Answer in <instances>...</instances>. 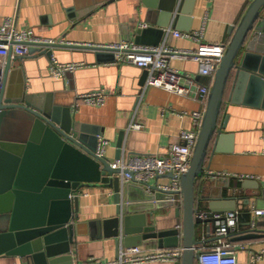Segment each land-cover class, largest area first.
Wrapping results in <instances>:
<instances>
[{
    "label": "crops",
    "instance_id": "obj_1",
    "mask_svg": "<svg viewBox=\"0 0 264 264\" xmlns=\"http://www.w3.org/2000/svg\"><path fill=\"white\" fill-rule=\"evenodd\" d=\"M251 2L186 0L183 9L187 13L172 31L202 32L204 41L227 45L232 37L230 27L239 23ZM261 17L264 19V10ZM7 18H14L17 28L32 29L36 37L45 41L96 46L134 43L136 29L142 25L148 27L153 19L141 0H0V27ZM172 21L167 30L171 29ZM169 35L166 32L162 44L183 51H195L199 47L197 40L175 36L168 44ZM130 36L132 40L128 42ZM56 56L64 62L85 61L86 67L73 75L55 79L50 73L49 58L39 51L23 60L12 58L5 94L14 97L19 90L28 94H53L60 103L73 104L75 121L97 129L102 135L99 139L109 142L105 156L112 163L117 161V144L122 133H125L123 158L164 154L171 145L182 143L183 130L194 129L192 113L203 110L195 93L198 86L210 84V78L199 75L194 61H171L174 68L194 78L191 95L181 96L157 87L142 86L144 70L132 65H120L109 58L99 63L93 53L80 50L64 51ZM249 87L248 83L241 84L235 96L237 102L233 103V77L229 81L219 120L221 126L226 121L225 136L216 135L208 149L203 174L196 185L200 205L196 215L238 212V224L228 237L235 247L237 263L264 264V214L257 216L255 213L264 210V101L258 100L256 90ZM96 88L107 93L103 106L80 104L74 107L77 99L73 103L74 92ZM141 91L139 98L137 93ZM133 121L144 127L131 129ZM24 130L22 119L11 120L4 128L14 138ZM150 182L165 185L171 178H155ZM137 192L136 197L140 199V192ZM79 195L74 243L65 256L68 259L61 258L59 264H82L92 258L115 261L123 243L103 237L102 226L97 224L116 216L113 189L90 186ZM203 196L207 200H199ZM174 204V207L148 212V222L159 229L181 228L182 218L175 212L180 202ZM211 205H217L219 211L213 212ZM206 226L199 231L198 251L211 249L218 243L214 231L206 232ZM139 246L159 248L154 240L144 241ZM0 264L27 263L20 258L0 256ZM145 264H181V260Z\"/></svg>",
    "mask_w": 264,
    "mask_h": 264
},
{
    "label": "water",
    "instance_id": "obj_2",
    "mask_svg": "<svg viewBox=\"0 0 264 264\" xmlns=\"http://www.w3.org/2000/svg\"><path fill=\"white\" fill-rule=\"evenodd\" d=\"M185 1L141 0L153 19L148 27L136 29L134 44L159 46L171 21V29H175L186 15ZM263 10L264 0H252L239 23L230 27L232 37L213 78L193 157L188 171L181 177V202L175 208L177 217L182 218L181 228L159 229L148 222V212L175 206L171 201L175 193L162 191L150 182L124 184L122 174H134L115 168L106 156L97 155L102 135L90 125L75 121L73 104L60 103L53 94H28L25 90L17 91L14 97L5 94L11 52L5 66L0 103V256L20 258L27 264H59L61 258L68 259L65 256L75 238L74 222L79 218V194L87 187L101 186L113 189L117 206L115 217L97 223L102 226L103 237L121 240L126 248L147 240H154L160 249L182 246L181 264H196L200 254L197 250L201 243L200 228L206 224V232L215 231L211 216L203 220L196 215L200 208L196 185L203 174L211 142L216 135L225 136L226 121L221 126L219 120L231 77V102H237V90L244 83L256 90L258 100L264 101ZM172 38L170 33L168 44ZM127 40L130 42L132 37ZM78 50L93 53L99 63L108 58L116 61L119 52L41 43L31 45L27 55L15 59L23 60L39 51L49 58V66L53 59L61 64H85L76 60L64 62L56 56V53ZM196 64L199 73V63ZM75 73H67L66 77ZM147 78L148 72L144 70L142 86ZM91 91L74 92L73 103L76 97ZM15 119H22L25 125L24 132L16 138L4 131L5 125ZM124 134L117 144L116 160L123 155ZM164 177L171 178L172 174ZM137 191L140 199L136 197ZM199 200L207 198L203 196ZM211 208L213 212L219 211L217 205Z\"/></svg>",
    "mask_w": 264,
    "mask_h": 264
},
{
    "label": "built area",
    "instance_id": "obj_3",
    "mask_svg": "<svg viewBox=\"0 0 264 264\" xmlns=\"http://www.w3.org/2000/svg\"><path fill=\"white\" fill-rule=\"evenodd\" d=\"M146 27L147 25H142ZM168 34L173 36L199 41V47L195 51H183L174 49L166 43L159 46H141L134 43L130 44H113V45H82L90 47H98L103 50H118L116 54V62L120 65H132L148 72V78L145 87H157L168 92L181 96H190L192 93V85L194 78L182 71L174 68L171 61L174 59H186L199 63V75L201 77L210 78V84H202L197 87L196 96L198 97L202 111L192 113L194 129L183 130L180 134L182 143L171 145L164 154H149L142 156L129 157L128 159L120 158L113 163L115 168L126 169L133 173L122 174L124 184L133 182L138 185L150 182L152 179L164 177L172 174L171 182L158 187L165 192H174L171 199L174 203L181 202V177L190 166L193 157V151L197 143L198 134L202 125L205 114L207 101L215 76L222 59L225 55L226 45L210 43L203 40V33L180 32L167 30ZM56 42L45 41L36 37L32 29H19L16 26L14 18H7L0 27V103L2 101V92L4 88V73L6 60L12 52V58L24 56L29 53L30 46L33 44ZM84 63L80 64H61L55 59L50 65L51 76L55 79H61L67 73H73L79 69L85 68ZM139 93V98L140 94ZM107 99V93L103 90L93 91L90 93L79 95L75 102V108L80 104L89 106H103ZM185 116V114H180ZM144 126L141 123L133 121L130 125L131 129L141 130ZM109 142L101 138L99 139V147L97 155L105 157L106 148ZM151 183V182H150ZM257 216H262L264 210H256ZM214 219V226L218 238V243L211 249L199 251L196 264H238L235 255V247L228 237L236 228L239 221V213L236 211L226 213L203 212L198 217L200 219ZM183 255V248L174 249H145L142 246L121 247L118 250V256L115 261L103 262L95 258L89 259L82 264H145L149 262H176L180 261Z\"/></svg>",
    "mask_w": 264,
    "mask_h": 264
}]
</instances>
